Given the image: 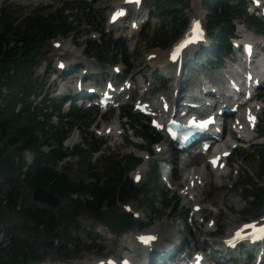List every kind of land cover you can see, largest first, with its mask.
Instances as JSON below:
<instances>
[{
  "label": "trees",
  "instance_id": "trees-1",
  "mask_svg": "<svg viewBox=\"0 0 264 264\" xmlns=\"http://www.w3.org/2000/svg\"><path fill=\"white\" fill-rule=\"evenodd\" d=\"M243 0H202V6L207 10L206 27L213 38L210 55L220 60L219 55L230 50L228 37L233 33V20L244 13ZM156 8L162 18L170 17L171 29H164L152 38V42L160 47H167L177 38L186 27L188 18L184 16L185 9L189 6V0H148V5ZM75 10L74 21L78 16L91 17L93 11L84 1L63 3L61 9L55 12H34L14 23L16 10L10 6L0 8V85L6 91H0V196L4 195L6 201L0 197V227L8 234L5 245L0 243V264H24L27 261H37L39 254L35 246L30 245L26 239H16L13 235L17 228L30 234L33 240L43 238L58 241L55 248L56 257L60 259L70 258L78 253L84 246L76 236H71L69 227L78 230L80 219L103 207L115 212L120 201L137 199L148 212H156L154 202H161L159 196L162 193L156 165L150 169L146 181L139 186H132L124 171L134 164L136 159L128 156L125 162L112 161L107 170L102 172H88V176L95 178V183H85L83 179L70 180L68 170L58 173L50 165L66 154L63 141L69 136L72 129L76 128L85 118L84 112L72 105L69 113H62V103H51V106L33 107L29 96L37 90L36 79L33 76V67L36 64L38 47L48 42L55 36H68L73 29L66 11ZM246 16V15H245ZM251 20L250 17H247ZM257 25L262 23L257 21ZM105 39V41H104ZM103 39V45L96 41L86 43V52H93L103 61V47L115 48L121 51L122 60L128 64V60L122 43L107 36ZM116 54V53H115ZM212 62L211 58H207ZM130 66V64L128 65ZM39 86V84H38ZM19 103L18 108H16ZM50 107V110H48ZM17 109V110H16ZM44 109V110H43ZM135 124L141 127L135 130L142 135L147 145L161 139V135L153 132L146 124L139 121V116L126 112ZM38 115L43 119H38ZM58 121L54 125L52 117ZM93 119H88L87 126ZM86 148H73L86 162L89 151L99 148L97 141L89 142L85 139ZM43 147H48L44 152ZM24 150L31 151L33 160L23 171L21 159ZM85 156H84V155ZM254 157L259 160L257 180L252 177L243 179L240 187L245 189L244 201L250 204L246 214L254 209H260L264 203V148L255 152ZM90 170V165H87ZM103 176H107L104 180ZM125 176L124 180L122 177ZM9 183L10 188H3V184ZM41 186L51 193L63 198L67 203L58 207L39 206L28 200L27 190ZM77 193L87 198L80 202L69 198L70 194ZM139 198V199H138ZM20 208H16L17 202ZM178 214L181 211L174 208ZM256 213H259L256 212ZM253 215V214H252ZM255 215V214H254ZM17 221L20 222L17 225ZM185 222V221H184ZM145 222H138L139 226ZM72 241L73 249L70 250L66 243Z\"/></svg>",
  "mask_w": 264,
  "mask_h": 264
},
{
  "label": "rangeland",
  "instance_id": "rangeland-1",
  "mask_svg": "<svg viewBox=\"0 0 264 264\" xmlns=\"http://www.w3.org/2000/svg\"><path fill=\"white\" fill-rule=\"evenodd\" d=\"M71 0H1L0 1V8L4 6H10L16 10L14 20L12 21L14 23H17L21 18H23L26 15L32 14L36 11H47V12H55L60 10V6L62 3L69 2ZM195 1V2H194ZM88 5L92 8L93 16L91 17H85V16H78V20L75 22L73 17L75 11H66L65 14L69 16V20L74 21V23H71L73 26L72 31L70 32L69 36H56L52 40H50L47 44L42 45L38 48V55L36 64L33 67L34 75L31 76V79L34 78L37 80V82L42 83V86L39 88L38 93L41 91L46 92V100L44 103H47L48 101L56 102L59 101L61 98L55 97L54 91L57 89V84L52 83L51 79L54 76L52 73V70L55 68V63L58 59L65 58L72 56L71 50L65 49L63 47V42H65L66 48L70 49H78L85 53V44L88 41L93 40L96 38L97 40L100 39V33L101 34H113L114 37L121 39L122 43H124V46L126 47L127 55H128V61L131 63V69L129 73L127 74L126 78L131 79L134 82V89L133 94L136 97H143V98H154L153 95H156L157 93L166 92L169 95H172V91L174 90V81H173V75L172 78H168L164 75L159 74L158 71V61H155V58L146 59V54L148 52L154 51V54L158 55L161 53H166L169 49L166 48H160L156 44L152 42V38L163 31L164 29H169L171 26V20L165 19L162 20L161 16H157V12L150 8V11H148V8L144 5L143 8H141L139 11H141L142 15L135 18V10L131 11L130 18L125 21L124 24H126V29L124 30H115L111 31L110 27L107 25V14L110 10H112L114 7H116L113 0H87L86 1ZM145 4H147V0H145ZM197 7L199 14H201L203 20H206V11L202 7V0H191L190 6L184 11V16L191 17L194 14L193 9ZM49 10V11H48ZM148 12L150 19L145 23L140 31H136V35L133 37V39L129 40L126 35H129L128 32V25L129 21L131 19H137L141 22H145V15ZM153 12V13H151ZM197 13V12H196ZM240 23H245L248 25V27L255 32L256 37H264V27H257L254 24H250V21L247 19H244V17L240 18ZM112 32V33H110ZM59 41L62 43V46L55 47L54 42ZM99 42V41H97ZM74 46H73V44ZM197 52L199 50H196ZM103 56L105 58L104 63H99L96 61L95 58H90L89 60L93 61L90 66H93L94 70H97L99 74H102L103 76H107L110 72V66L111 65H120L123 69V74H125L124 64L118 59L114 61V58L107 53L103 49ZM74 55V54H73ZM199 55V54H198ZM89 56H95L93 54H89ZM203 64L205 63V58L201 59ZM193 57L189 58V63H191V67L194 68V70H191V74L188 78H179L180 83L182 84L183 89L185 88H191L194 86L198 79V73L196 69H199V71H202V75L204 76H219L218 69L214 68H208L204 66L205 68H200V64L194 66ZM50 65V68L47 69L45 72L46 64ZM215 65V64H213ZM89 66V63H83L82 65V72L83 69ZM214 69V70H213ZM36 70V73H35ZM183 73H187V70L184 68ZM103 78H101L99 81H96V83L103 82ZM144 79L146 84L143 85V83H139L138 80ZM207 79H211V77H208ZM68 80H72L70 76H68ZM159 80H161L162 84L159 83ZM217 82H220L217 79ZM51 83V85L48 87V84ZM71 83V82H70ZM89 83V82H87ZM73 85V83H71ZM45 85V86H44ZM159 90V91H158ZM71 95H73L75 92L73 91V88H70V91L68 92ZM64 93V94H68ZM140 93V94H139ZM68 96V95H67ZM72 97V96H71ZM257 100H260L264 102V87L260 88L257 91V95L255 96ZM34 98V97H33ZM35 100H38L34 98ZM68 100H66L67 102ZM82 104L80 107L81 109H85V115L86 118L78 123V127L74 128L71 132L76 133L79 137V141L74 144L73 146H83L84 140L91 138H95L97 140H104V145L101 147V152L106 157L113 156L115 158V161L119 160L121 158L120 156L125 155L127 151H134L133 154L135 155H143L142 151L138 149L141 144L142 140L137 138L138 143L132 147L126 144V147L121 145H113L108 146L109 144H112L113 138L112 136H109L107 138L105 137H98L94 131V125L96 123H109L112 120H114L117 116V113H119L120 116V123L122 127L127 126L130 121L128 120L127 116H124L123 109L120 108L118 111L109 113V115L104 118L101 114H98L95 110V108H86ZM68 105L65 104L64 110H67ZM131 113L132 110H130ZM93 117V123L86 128V122L88 118ZM54 125H58V121L54 118L53 119ZM97 127H103V126H97ZM70 134V135H71ZM75 135V134H74ZM250 139L241 140V144H239L235 149H233L232 154L228 158L227 164L228 168L227 175L225 177H219L220 180L217 182H214L212 184L208 183L206 185L205 190L202 194H199V200H202L203 203H205V206L209 208L208 210H205L201 213V215L205 218V220L209 219L210 217H213L215 219V226H209L206 227L204 223L202 224H196L191 227L192 234H188V237H193V241L195 243H201L202 241H205L206 244H209L210 242L216 244V242L223 237L226 232L230 229H232L235 224L239 223L241 220L244 219H250L253 217H256L262 213H264V203L260 209H254L250 213L246 214L245 211H247L250 207V204L245 202L242 197L245 195V189L243 187H240L239 184L243 181V179L247 176L252 177L253 179L257 180L256 173L258 172L259 167V159L254 157V153L257 151H260L261 148H264V110L261 111L259 114V122L257 125L256 130H253L251 132ZM249 138V137H248ZM66 142V141H65ZM64 142V143H65ZM65 148L70 151L71 148L67 145H64ZM72 146V148H73ZM160 156V155H159ZM204 156V155H202ZM202 156H193L187 152L182 155H178L177 161L174 163V172L175 177L177 179H180L182 175L188 171L189 167L192 164L199 165L204 157ZM158 157V156H157ZM172 159L176 158L175 155L171 157ZM73 159V157H72ZM120 162V161H119ZM121 163V162H120ZM145 163V164H144ZM156 163V160H154L153 156L149 160L143 161L142 165L144 166V178L142 179L143 182L146 179V173L148 175V165L149 167L151 164ZM204 161L201 163L203 164ZM103 163L99 164V168H102ZM195 165V166H197ZM81 173H86L85 170L81 171V165L79 162H76L74 164L72 170L69 171V179L71 180H77L79 179V176ZM159 173V169H158ZM177 173V176H176ZM83 177V176H82ZM221 183V184H220ZM264 184V182H261ZM7 186H5L6 188ZM165 188V186H164ZM163 190V193L159 196L160 200H163L164 203L161 206V209L159 210V205L162 203H159L155 208L158 209V212H151L150 217V225L146 229H151L152 227H164L167 226L170 230L171 235L173 236V240H175V237L178 235L186 236L187 233H189V229L183 225L181 222V215H179L177 212H175L174 207L170 210L172 203L170 202L169 206H165V203H167L168 199H173L176 195V193L171 194L172 192H167L165 189ZM173 195V196H172ZM61 203H65L63 199H61ZM67 203V202H66ZM130 205L134 208H140L138 201L133 199L130 202ZM177 203V202H176ZM259 213H256L258 212ZM207 212V213H205ZM253 214V215H252ZM255 214V215H254ZM148 216V215H147ZM142 221H146L144 217L141 218ZM81 230H92L95 233H98L101 235L104 233L102 242L103 251L102 253H98L96 250L91 249L88 251H82L72 257L73 259H77L79 261L78 263H82L84 261H87V259H94L99 258L102 256H105L107 253H116L118 251H122L123 243L119 241V236L121 233L119 231L117 232H107V231H99L97 224L93 221L89 220L88 218H84L81 221ZM17 225L20 224L19 221L16 222ZM207 232L208 235H204ZM198 234L199 237H198ZM14 235L17 239H26L29 244H31V240H29L28 235L25 234V232L21 230H14ZM77 235L82 239L84 244H88L89 238H85V232H78ZM212 235V236H211ZM171 237V236H170ZM196 237H198L196 239ZM2 241H5V237L1 238ZM36 242V238L34 239V243ZM168 240L165 239L159 243L160 249L165 247L168 243ZM177 243V241H174ZM54 246L52 248H44L40 247L38 251H36L38 254H41L44 257V260L38 264H45L48 260H53L54 256ZM240 248L237 249V251L232 254L229 253L227 256L228 258L238 257V255H244L243 253H240ZM159 252V251H158ZM76 257V258H75ZM248 258V257H246ZM72 259V260H73ZM256 260V257L252 255V257L247 261L248 264H253ZM75 261V260H74ZM251 261V262H249ZM57 263V262H56ZM72 263V262H68ZM264 259L259 263L263 264Z\"/></svg>",
  "mask_w": 264,
  "mask_h": 264
},
{
  "label": "bare ground",
  "instance_id": "bare-ground-1",
  "mask_svg": "<svg viewBox=\"0 0 264 264\" xmlns=\"http://www.w3.org/2000/svg\"><path fill=\"white\" fill-rule=\"evenodd\" d=\"M114 1V3H115V5L116 6H120L121 4H122V0H113ZM196 12H197V14H199L198 13V11H197V9L195 10ZM122 24V22H117L114 26H113V28H115V27H118V26H120ZM138 24H139V22H138ZM133 31V32H135L136 30L135 29H132L131 27L129 28V31ZM244 34H245V32H244ZM248 36V35H247ZM252 39L253 40H255L256 42H258L259 40H260V38L259 37H252ZM65 42H63V47H66L65 46ZM70 49V48H69ZM73 51H75V54H79L80 52H81V50H78V49H75V50H73ZM152 52H154V51H152ZM149 53V52H148ZM147 53V54H148ZM151 53V52H150ZM167 55V54H166ZM166 55L164 54V53H161V54H158V56H156V60L155 61H158L159 62V69H161V70H163L164 69V67H163V65L161 66V64H163V63H167V59H166ZM57 62H59V61H57ZM56 62V63H57ZM257 62L259 63V65H262V66H264V57L263 58H257ZM138 82L139 83H141L142 81H140V80H138ZM203 88L204 89H207V83L205 82V83H203ZM64 89L65 90H69V85H65V84H61V86H60V88H59V91L60 92H63L64 91ZM80 90H83V89H79L78 90V92H80ZM76 91V90H75ZM84 91V90H83ZM82 94H84V93H82ZM190 95L191 96H194V98H196V89L195 90H192L191 92H190ZM206 99H210V98H206ZM202 106H205V108H208V107H210V103H208L207 101H204V100H202ZM262 105H263V107H264V102H262ZM214 109V108H213ZM217 108H215V110H216ZM243 110V109H242ZM236 119H240V121H241V123L243 122V116L242 115H236V117H235ZM112 124H114L115 125V127H117V124H118V122H117V118L114 120V121H112ZM217 125L215 124L214 125V127H216ZM119 127H117V128H114L113 130L115 131L116 129H118ZM75 134V135H74ZM238 135H243V136H238L237 138H234V140L233 139H229L228 138V136H226V137H224L223 139H222V141L219 143L222 147H231L232 146V144L233 143H237V144H240V140H242L243 138H245V137H247V136H250L251 135V133L250 132H248V131H244V134H238ZM240 137V138H239ZM79 141V137H78V135L76 134V133H73V135L71 134L69 137H68V139L66 140V145L68 146V147H72L74 144H76L77 142ZM209 152V149L207 150V153ZM200 156H202V155H200ZM204 161V163L203 164H201L202 162ZM199 165H197L196 166V168L195 167H191L190 169H191V173H195V176H196V180L198 179V178H202L204 181H205V184H207V183H212V182H217L218 183V179H219V177H220V175L219 176H217V175H213V174H211L210 172H209V170H208V168H207V165H206V161L205 160H203ZM193 168V169H192ZM189 169V170H190ZM188 170V171H189ZM135 175V174H134ZM222 175L223 176H226L227 175V170L225 169L223 172H222ZM189 180H193V178H190ZM221 184V183H220ZM205 186V185H204ZM204 186H196L195 188H194V190H193V192H194V195H195V197L197 198V202H199V194H201L202 192H203V190H204ZM194 204H197V203H194ZM193 204V205H194ZM154 230H158V231H160V235L162 236V235H166V237L167 238H169L170 236H171V233H170V230L168 229V227L167 226H164V227H161V228H159V227H155V228H153ZM132 255V257H133V254H131ZM81 263V262H80ZM81 264H94V261L93 262H85V263H81Z\"/></svg>",
  "mask_w": 264,
  "mask_h": 264
},
{
  "label": "water",
  "instance_id": "water-1",
  "mask_svg": "<svg viewBox=\"0 0 264 264\" xmlns=\"http://www.w3.org/2000/svg\"><path fill=\"white\" fill-rule=\"evenodd\" d=\"M32 199L34 201L46 202L47 204L51 205H59L60 203V200L57 196L52 193H49L41 187L34 188L32 192ZM91 217L97 222L106 225L111 230H116L122 227H130L132 225L130 213L116 215L106 210H99L93 212L91 214ZM52 245V240H43L37 244L36 249H38L40 246L51 247Z\"/></svg>",
  "mask_w": 264,
  "mask_h": 264
},
{
  "label": "snow or ice",
  "instance_id": "snow-or-ice-1",
  "mask_svg": "<svg viewBox=\"0 0 264 264\" xmlns=\"http://www.w3.org/2000/svg\"><path fill=\"white\" fill-rule=\"evenodd\" d=\"M136 2L138 3L139 0H136ZM123 13H118V15H122ZM115 18V17H114ZM193 32L196 34L194 38L189 39L188 41H186L185 43H195L198 39H202V30L199 27V21H194V27H193ZM185 45L182 44L180 45L173 53H172V59L176 60L177 59V55L180 51L181 48H183ZM249 50H250V46ZM193 123H195V121H193ZM208 122L205 121H201L200 122V126H206ZM245 228H251V229H255V232L257 233L254 238L256 239H264V225L261 226H257V225H245ZM237 236L240 238H252V237H244L243 234V230H240L237 232ZM150 239H152L151 237H141V240L144 241L145 243H147ZM109 264H113V262H109Z\"/></svg>",
  "mask_w": 264,
  "mask_h": 264
}]
</instances>
